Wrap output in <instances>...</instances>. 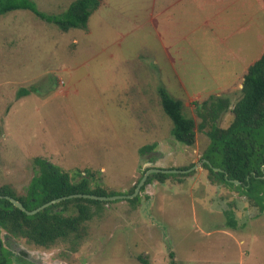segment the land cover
Here are the masks:
<instances>
[{"label":"rangeland","instance_id":"rangeland-1","mask_svg":"<svg viewBox=\"0 0 264 264\" xmlns=\"http://www.w3.org/2000/svg\"><path fill=\"white\" fill-rule=\"evenodd\" d=\"M32 1L58 16L75 0ZM220 1L103 0L86 28L67 33L28 10L0 16V187L26 195L36 158L116 196L149 168L197 165L146 185L136 206L106 204L80 241L46 249L12 239L13 248L40 264H264V213L203 167L210 139L199 107L222 96L232 108L264 52V0ZM159 87L195 119L193 146L173 137ZM24 88L34 91L18 98Z\"/></svg>","mask_w":264,"mask_h":264},{"label":"trees","instance_id":"trees-1","mask_svg":"<svg viewBox=\"0 0 264 264\" xmlns=\"http://www.w3.org/2000/svg\"><path fill=\"white\" fill-rule=\"evenodd\" d=\"M102 3L103 0H75L62 14L50 16L41 12L32 0H0V16L17 10H28L42 21L54 24L67 33L72 29L86 28L91 15ZM33 91V88L20 89L18 98L28 96ZM158 94L163 111L172 121L175 140L186 146H193L196 143V121L185 114L183 101L174 98L164 87L158 88ZM231 106L229 98L213 96L198 109V116L204 120L200 129L209 126L207 134L210 143L203 155V161L208 162H203V167L209 171L211 181L225 184L242 193L250 206L264 213V52L249 67L242 81L241 97L232 108ZM228 111L233 114V121L227 128H221L217 121ZM154 146H144L140 153L144 155ZM35 162L40 174L33 178L26 195H19L9 185L0 187V264H13L20 259L13 251L10 242L12 239H23L29 244L46 249L71 238L82 240L88 235L86 223L100 214L106 204L117 202L72 198L34 215H27L5 196L15 198L28 211H33L50 201L74 194L117 195L102 186H93V181L87 174L74 180L70 173L53 166L47 159L36 158ZM194 166L192 164L176 170H188ZM215 169L221 171L217 172ZM174 176L186 174H151L141 190L144 191L145 186L154 181L164 184ZM138 183L127 195L134 193ZM127 201L136 206L140 202V195ZM227 220L228 224H234L230 216ZM3 233L7 238L5 241Z\"/></svg>","mask_w":264,"mask_h":264},{"label":"water","instance_id":"water-1","mask_svg":"<svg viewBox=\"0 0 264 264\" xmlns=\"http://www.w3.org/2000/svg\"><path fill=\"white\" fill-rule=\"evenodd\" d=\"M204 162H208V161L204 160ZM196 167H197V165H195L194 167H192L188 170H176V169L163 170V169H158V168H151L145 173L143 178L140 180V182L138 183L134 193L132 195H126V196H97V195H90V194H74L71 196H66V197H62V198H58L56 200L50 201V202L42 205L41 207H39L33 211H28L20 201L16 200L13 197L5 196V198L8 199L10 202H12L17 208H19L20 210L25 212L27 215H34V214L54 205L56 203H59L63 200L72 199V198H85V199H93V200H99V201H115V200H121V199H133L139 194L141 188L145 185L148 177L151 174H154V173L187 174V173H190L191 171H193ZM215 171L219 172L221 170L215 169ZM234 182L236 184H239L238 181H234ZM1 198H2V196H0V199Z\"/></svg>","mask_w":264,"mask_h":264},{"label":"flooded vegetation","instance_id":"flooded-vegetation-1","mask_svg":"<svg viewBox=\"0 0 264 264\" xmlns=\"http://www.w3.org/2000/svg\"><path fill=\"white\" fill-rule=\"evenodd\" d=\"M13 251L20 258L17 261H15L14 263L20 264V262L23 260V261L31 262L32 264H40V262H37V261H34L33 259H31V257L29 256V253L26 250H24V249H20L19 247H17L16 249L13 248Z\"/></svg>","mask_w":264,"mask_h":264},{"label":"crops","instance_id":"crops-1","mask_svg":"<svg viewBox=\"0 0 264 264\" xmlns=\"http://www.w3.org/2000/svg\"><path fill=\"white\" fill-rule=\"evenodd\" d=\"M220 2H221V1H220ZM222 2H223V0H222ZM222 2H221V3H222Z\"/></svg>","mask_w":264,"mask_h":264}]
</instances>
